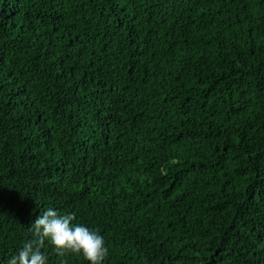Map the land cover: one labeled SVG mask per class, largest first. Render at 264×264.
I'll use <instances>...</instances> for the list:
<instances>
[{
  "label": "trees",
  "instance_id": "1",
  "mask_svg": "<svg viewBox=\"0 0 264 264\" xmlns=\"http://www.w3.org/2000/svg\"><path fill=\"white\" fill-rule=\"evenodd\" d=\"M47 208L103 264H264V0H0V264Z\"/></svg>",
  "mask_w": 264,
  "mask_h": 264
},
{
  "label": "clouds",
  "instance_id": "2",
  "mask_svg": "<svg viewBox=\"0 0 264 264\" xmlns=\"http://www.w3.org/2000/svg\"><path fill=\"white\" fill-rule=\"evenodd\" d=\"M74 214L61 215L53 208H47L30 227L33 238L28 240L8 264H48L42 249L48 241L59 256L72 253L88 264H103L108 256L104 237L96 230L74 224Z\"/></svg>",
  "mask_w": 264,
  "mask_h": 264
}]
</instances>
